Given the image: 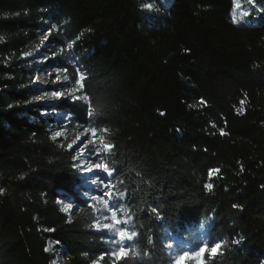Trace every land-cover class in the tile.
Returning a JSON list of instances; mask_svg holds the SVG:
<instances>
[{
	"label": "trees",
	"instance_id": "obj_1",
	"mask_svg": "<svg viewBox=\"0 0 264 264\" xmlns=\"http://www.w3.org/2000/svg\"><path fill=\"white\" fill-rule=\"evenodd\" d=\"M150 1L161 4L153 16ZM161 1L0 0V264H51L44 249L52 241L68 264L114 259L104 231L92 227L67 147L80 121L53 141L54 121L39 110L48 107L32 102L24 53L46 21L57 25L50 41H76L85 91L103 104L100 127L109 132L101 135L115 145L104 162L128 230L138 233L117 264H171L166 230L197 250L200 229L209 246L223 242L205 264H264V14L236 25L232 0ZM213 168L219 178L209 179ZM61 199L78 210L62 212Z\"/></svg>",
	"mask_w": 264,
	"mask_h": 264
},
{
	"label": "snow or ice",
	"instance_id": "obj_2",
	"mask_svg": "<svg viewBox=\"0 0 264 264\" xmlns=\"http://www.w3.org/2000/svg\"><path fill=\"white\" fill-rule=\"evenodd\" d=\"M245 2L252 7L253 10L260 12L261 14H264V6L258 7L256 0H245ZM232 12H231V20L233 24L236 25H250L251 21L246 20L245 17H249V12L244 11L242 15H237V10L241 9L242 5L240 3V0H232ZM145 8H152V4H144ZM57 28L56 24H49L45 31L41 32V36L43 37L41 44H44L46 41L49 40V36L52 35V32L54 29ZM79 40V37L76 38ZM76 41H73L71 43H68L66 47L68 49H73ZM63 51V49H61ZM53 54H55L53 49ZM34 54L31 52L24 53V57H30ZM71 63V61H69ZM82 64H77L72 67L71 72V81L69 78V75H64L63 79H61L60 75H55L53 79V83L56 84V88L52 89L49 93V90L40 88L39 90L44 93V96H48L49 94L51 97L55 98V101L57 103H52L50 106L53 110V113H56V109H62V112L56 113L60 119L57 121L59 125H63V121L67 120L70 123L72 121H80L82 132H83V139L80 135L76 136V138L68 144V149H72L73 145H77V142L79 141L80 144H84V141L87 140L88 144L85 145V150H87L90 154L95 150L94 148H89L88 145H95L96 141L99 140L100 144L102 145V149L95 150L97 157L101 154V151L103 152H111L115 145L107 143L105 141V136L101 135V133L107 134L109 132V129L107 128H101L100 124L105 123L106 121L101 119V111L100 109L103 107V104L101 100L96 96L95 93H86L85 91V84L84 81L86 80L85 73L81 70ZM63 71L65 73L69 72V68L65 66L64 64H61L59 67H57L56 72L59 73L60 71ZM49 76H52V73H49ZM36 80H39V77L36 78ZM36 80L33 81V83H36ZM60 89H63L61 91ZM37 100H40L41 102H45L43 100V97H36ZM70 102V103H69ZM201 105L206 104V101L201 98L199 101ZM245 103L246 99H242L239 101V107L235 109L237 114L243 115L245 113ZM95 104V107H94ZM189 107H193L190 105ZM48 113H45L47 115ZM161 116L165 115V113L161 112ZM83 125H90L89 127H83ZM95 125V126H91ZM213 128L216 127V125H212ZM219 135L220 136H227L228 133L224 130V128L219 129ZM64 136V131L57 130L53 133L51 136V139L53 141H56L57 138ZM95 138V139H90ZM79 147V145H77ZM83 155V153H81ZM77 159L79 157H76ZM79 165H77V168L79 169ZM84 171L88 173H93L95 171H102L105 173L109 178H111L114 174V170L110 169L107 164L104 163H92L91 167H85ZM219 168H213L208 172L209 179H212L213 177L219 178L218 174L220 173ZM240 171H244V166L241 164ZM93 184H96L97 187L101 184H105L103 180L100 179L99 176H97L93 181ZM105 187L107 185L105 184ZM204 187L208 190H212L214 187L213 183H206ZM4 189L0 188V195L4 193ZM121 197H123L124 193L120 194ZM107 196L109 198L112 197L111 192H103L101 197H92L93 200L101 199L103 200V197ZM60 203V201H58ZM103 203L105 205V209L107 210L109 207L108 200H103ZM233 207H238L237 205L233 204ZM73 208L72 203L64 204L61 207L62 212H69ZM112 213H111V222L108 223H101L97 221L95 224L92 225L93 228H95L97 231H107L109 233L114 234L116 237H118L116 243L120 245V247L109 253V255L114 258L113 264H117L118 261H120L123 257L128 256L129 252L124 247V242L132 241L134 238L138 236V233L136 231H129L125 227H121V225H126L129 221L125 219H120L117 217L118 208L115 204L112 205ZM151 212L156 214L157 218H159V212L157 208L153 207L151 208ZM105 219H108V217H105ZM51 231V230H50ZM56 243H59V241H56ZM233 243H239L238 240L233 241ZM223 242H216L213 243L211 246L207 242L203 243L198 250L193 252L184 251L180 256L177 257L175 260V264H183V262L186 259H197L199 260V264H205L204 262V255L205 253L209 254V257H215L219 250L222 248ZM45 252L52 251L51 245L46 247L44 249ZM104 259V256L102 255L99 257L98 261H94L93 264H99V261H102ZM51 264H57L55 260L51 261Z\"/></svg>",
	"mask_w": 264,
	"mask_h": 264
},
{
	"label": "rangeland",
	"instance_id": "obj_3",
	"mask_svg": "<svg viewBox=\"0 0 264 264\" xmlns=\"http://www.w3.org/2000/svg\"><path fill=\"white\" fill-rule=\"evenodd\" d=\"M164 1H166V5H168L171 0H162L161 2H164ZM256 2H257L258 7L263 6V3H261L259 0H256ZM240 3L242 7L241 9L237 10V15H242L244 11L249 12L250 14L249 17H245V19L251 21L250 25L258 24L262 21L263 14H261L258 11L253 10L252 7L245 2V0H240ZM146 4L153 5V7L150 9L145 8L148 14L147 16H153V13L157 12L156 10L159 9L161 6V4L158 1H150ZM49 24L50 23L46 21V25H49ZM241 25H244V24H241ZM46 29L47 27L44 26L42 27L40 31H38L37 39L32 43L31 47L28 50V52H31L34 55L27 57V58L24 57V59H27L28 61L27 68L30 70V73L32 75L31 85L33 86L35 90L34 96L32 98V102L35 104H38L39 106L48 107V108H43V109L39 107L40 113L43 116L52 118V120L54 121V123H50L51 136L57 130L64 131V136L57 138V139H61V138L70 137L73 133L72 130H68L67 128L68 127L67 124L69 123V121L64 120L62 126L57 123L60 117L56 113H60L62 112V110L56 109V113H53V110L50 105L52 103H57L55 101V98L51 97L50 94L48 96H44V93L40 91L39 89L40 88L47 89L49 90V93H50L52 89L56 88V84L53 83V79L55 75H60L61 79H63L64 75H69V78L71 81L70 68L77 65L78 60L76 58V53L74 49H68L66 47V45L71 42H66L65 46H59L50 40L46 41L44 44H41V41L43 39V37L41 36V32L45 31V34H46ZM53 49H54L55 54H53ZM61 49H63V51H61ZM69 61H71V63H69ZM66 63H68V65H66ZM61 64H64L65 66L69 68L68 73L63 72L62 70L59 73L56 72L57 67H59ZM49 73H52V76H49ZM37 77H39V80H36ZM34 80H36V83H33ZM60 90L63 91V89H60ZM36 97H43V100L45 102H41L40 100H37ZM45 113H48V114L45 115ZM78 135H80L81 138L83 139L84 134L82 132V128L79 130L77 136ZM90 139H95V138L90 137ZM60 141L62 142V140ZM87 144H88L87 140L84 141V144H80V142L78 141L77 145H79V147L77 145H73V148L71 149L74 154V164H75V167L77 169L78 176L80 179V182L78 184L79 193L82 195V197L87 199V201H89L90 204L92 205V208L96 216V222L97 221L101 223L111 222V213L113 210L112 209L113 204H115L118 208L117 217L120 219L126 220L123 214V210H122L123 208L119 203L120 196L118 195L116 189L114 188V183L112 181L113 176L109 178L102 171H95L93 173H88L84 171V168L91 167L92 163L106 164L104 162V156H103L105 152L101 151V154L99 155V157H97L96 152H95V150L102 149V145L100 144L99 140L96 141L95 145H88L89 148L95 149L91 154L87 150H85V145ZM81 153H83V155H81ZM76 157H79V158L77 159ZM77 165L80 166L79 169L77 168ZM97 176H99L100 179L105 182L107 187H105V184H101L98 188L96 184L92 183V181ZM103 192H111L112 197H113V198H109L107 196L103 197V200H108L109 202V207L107 210L105 209L103 200L101 199L93 200L92 199V197L94 196L101 197ZM59 201H60L59 204L61 207L67 203L73 204V208L69 212H67L69 216H72L73 213H75L78 210V206L73 200L61 199ZM105 217H108V219H105ZM121 227H125L128 229V223L126 225H121ZM104 233L106 235V240L109 243L111 252L117 250L120 247V245L116 243L118 237H116L114 234L109 233L107 231H104ZM199 234L201 237V240H200V246H201L203 243L207 242L205 238L206 231L204 229H200ZM167 236H169V232ZM173 237L174 236L170 233V236L168 239L170 244L168 245L170 246L169 253L172 259L171 264H175V260L177 259V257L180 256L184 251H188V252L196 251L192 249V242L190 240H188L190 248L186 250L184 246L177 245L176 241H172V239H174ZM129 242L130 241H127V240L124 242L125 248H127ZM49 245H51L52 247V251L50 252L54 254V260L57 262V264H68L69 263V259L67 258L66 253L63 249L56 247L54 241L50 242ZM196 262L199 264V260L196 259ZM184 263L185 261L183 262V264Z\"/></svg>",
	"mask_w": 264,
	"mask_h": 264
}]
</instances>
